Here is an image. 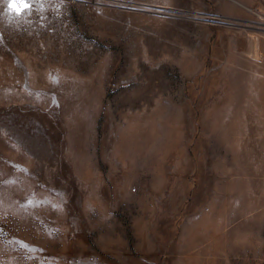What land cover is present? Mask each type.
<instances>
[{
  "label": "rangeland",
  "instance_id": "1",
  "mask_svg": "<svg viewBox=\"0 0 264 264\" xmlns=\"http://www.w3.org/2000/svg\"><path fill=\"white\" fill-rule=\"evenodd\" d=\"M28 2L0 0V264H264V0Z\"/></svg>",
  "mask_w": 264,
  "mask_h": 264
},
{
  "label": "snow or ice",
  "instance_id": "2",
  "mask_svg": "<svg viewBox=\"0 0 264 264\" xmlns=\"http://www.w3.org/2000/svg\"><path fill=\"white\" fill-rule=\"evenodd\" d=\"M9 6L16 12L17 15L22 14V12L31 7V4L28 0H9Z\"/></svg>",
  "mask_w": 264,
  "mask_h": 264
}]
</instances>
